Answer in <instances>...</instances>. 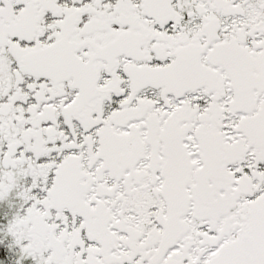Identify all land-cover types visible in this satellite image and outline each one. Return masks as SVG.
I'll return each instance as SVG.
<instances>
[{"label": "snow or ice", "instance_id": "1", "mask_svg": "<svg viewBox=\"0 0 264 264\" xmlns=\"http://www.w3.org/2000/svg\"><path fill=\"white\" fill-rule=\"evenodd\" d=\"M0 264H264V0H0Z\"/></svg>", "mask_w": 264, "mask_h": 264}]
</instances>
